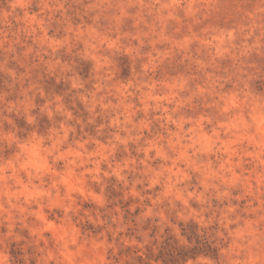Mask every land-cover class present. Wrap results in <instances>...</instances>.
I'll list each match as a JSON object with an SVG mask.
<instances>
[{"label": "clouds", "instance_id": "obj_1", "mask_svg": "<svg viewBox=\"0 0 264 264\" xmlns=\"http://www.w3.org/2000/svg\"><path fill=\"white\" fill-rule=\"evenodd\" d=\"M0 264H264V0H0Z\"/></svg>", "mask_w": 264, "mask_h": 264}]
</instances>
